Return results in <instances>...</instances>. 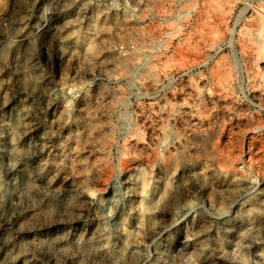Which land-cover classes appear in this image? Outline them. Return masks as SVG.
Wrapping results in <instances>:
<instances>
[{
    "label": "rangeland",
    "instance_id": "1",
    "mask_svg": "<svg viewBox=\"0 0 264 264\" xmlns=\"http://www.w3.org/2000/svg\"><path fill=\"white\" fill-rule=\"evenodd\" d=\"M0 182V264H264V0H0Z\"/></svg>",
    "mask_w": 264,
    "mask_h": 264
},
{
    "label": "bare ground",
    "instance_id": "2",
    "mask_svg": "<svg viewBox=\"0 0 264 264\" xmlns=\"http://www.w3.org/2000/svg\"><path fill=\"white\" fill-rule=\"evenodd\" d=\"M83 49V48H82ZM19 118V117H18ZM58 121V120H57ZM52 161V160H51ZM54 162V161H53ZM53 162H50V163H48V166L49 167H51L53 170H56V168L59 166L57 163H53ZM47 165V164H46ZM45 165V166H46ZM140 168H142V167H140ZM145 168V167H144ZM55 172V171H54ZM145 172V171H144ZM144 172H143V168L142 169H140V170H138V175H137V177H136V179H137V187H138V192H139V194H140V197H141V199H140V201L139 202H137L138 204H136L137 205V210H138V215H137V217H136V222H137V225H136V228H134V230H137L141 225H139L141 222H143L142 220H143V218H144V215H145V210H146V207L148 206L146 203H145V198H146V191H145V189H146V187H145V185L147 184L146 183V177H145V175L146 174H144ZM23 181V180H22ZM234 183V182H233ZM237 183V182H236ZM23 190H24V192L26 193V194H29L30 192H32L34 189H35V187H34V184H32L29 180H25L24 182H23ZM46 185V184H45ZM47 188V187H46ZM22 189V188H21ZM147 190V189H146ZM0 192H4V189H3V191H2V185H1V182H0ZM12 194H17V193H19V191H17V192H11ZM24 194V193H23ZM25 194V195H26ZM34 194V193H33ZM14 197V196H13ZM16 197V196H15ZM147 202H148V200H147ZM136 208V207H135ZM136 210V211H137ZM147 211V210H146ZM136 213V212H135ZM147 213V212H146ZM135 215V216H136ZM146 215H148V214H146ZM147 217V216H146ZM136 232V231H135ZM129 233V232H128ZM136 234V233H135ZM129 235L131 236V238H133L134 239V235L132 234V233H129ZM131 241V240H130ZM50 242V241H49ZM49 242H47L46 244H45V246L46 247H49L50 246V243ZM125 249V248H124ZM8 253V252H7ZM10 254V253H9ZM8 254V256H10ZM7 256V255H6ZM5 256V257H6Z\"/></svg>",
    "mask_w": 264,
    "mask_h": 264
},
{
    "label": "built area",
    "instance_id": "3",
    "mask_svg": "<svg viewBox=\"0 0 264 264\" xmlns=\"http://www.w3.org/2000/svg\"><path fill=\"white\" fill-rule=\"evenodd\" d=\"M244 14V13H243Z\"/></svg>",
    "mask_w": 264,
    "mask_h": 264
}]
</instances>
